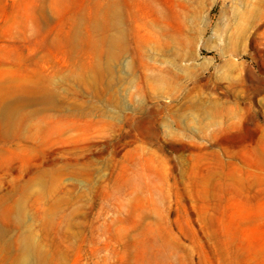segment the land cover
<instances>
[{
	"label": "rangeland",
	"instance_id": "obj_1",
	"mask_svg": "<svg viewBox=\"0 0 264 264\" xmlns=\"http://www.w3.org/2000/svg\"><path fill=\"white\" fill-rule=\"evenodd\" d=\"M0 264H264V0H0Z\"/></svg>",
	"mask_w": 264,
	"mask_h": 264
},
{
	"label": "bare ground",
	"instance_id": "obj_2",
	"mask_svg": "<svg viewBox=\"0 0 264 264\" xmlns=\"http://www.w3.org/2000/svg\"><path fill=\"white\" fill-rule=\"evenodd\" d=\"M25 263H27V261H25Z\"/></svg>",
	"mask_w": 264,
	"mask_h": 264
}]
</instances>
